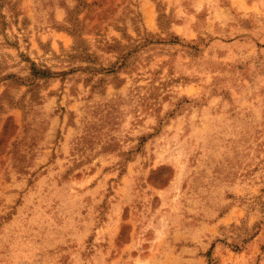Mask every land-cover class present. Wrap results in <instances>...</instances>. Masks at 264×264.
<instances>
[{
    "label": "rangeland",
    "instance_id": "374dc122",
    "mask_svg": "<svg viewBox=\"0 0 264 264\" xmlns=\"http://www.w3.org/2000/svg\"><path fill=\"white\" fill-rule=\"evenodd\" d=\"M0 264H264V0H0Z\"/></svg>",
    "mask_w": 264,
    "mask_h": 264
}]
</instances>
